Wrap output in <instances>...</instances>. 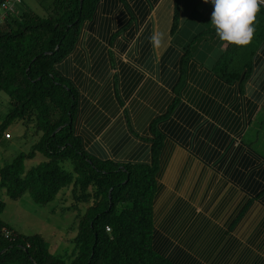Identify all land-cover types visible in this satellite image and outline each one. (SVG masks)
Instances as JSON below:
<instances>
[{
  "label": "crops",
  "instance_id": "0c3cea01",
  "mask_svg": "<svg viewBox=\"0 0 264 264\" xmlns=\"http://www.w3.org/2000/svg\"><path fill=\"white\" fill-rule=\"evenodd\" d=\"M212 11L204 0H100L77 47L81 92L92 97L76 128L86 126L95 106L103 151L117 159L107 134L120 122L133 144L129 150L122 142L120 149L136 159L142 151L148 158L156 122L163 140L151 246L169 264H264V155L249 137L251 126L264 125V3L254 39L235 58L249 67L232 83L214 71L230 44L218 38ZM154 33L163 34L160 47L150 42ZM191 41L192 55L179 73L180 102L171 110L169 102L156 107L162 91L172 94L165 80L178 74L177 56ZM69 64L72 70L77 62ZM105 94L110 100L102 102Z\"/></svg>",
  "mask_w": 264,
  "mask_h": 264
},
{
  "label": "trees",
  "instance_id": "16d2710c",
  "mask_svg": "<svg viewBox=\"0 0 264 264\" xmlns=\"http://www.w3.org/2000/svg\"><path fill=\"white\" fill-rule=\"evenodd\" d=\"M99 1L51 0L44 14L25 8L0 22V90L8 95L10 104L0 122V141L5 139V128L15 121L24 126L32 123L39 134L28 151L18 152L0 168V187L10 199L27 193L33 202L42 205L67 188L76 201L73 207L91 200L76 216L74 248L67 260L50 253L41 236L15 232L0 218V264H169L151 246L155 174L163 140L156 122L150 125L149 159L143 151L136 159L123 154L120 144L127 142L125 149L129 150L133 144L124 137L120 122L111 128L107 134L109 148L116 160L123 161L109 158L96 140L103 122L97 121L95 106L86 118V126L76 128L85 99L92 97L81 92L85 82L83 54L77 47ZM193 43L177 56L178 74L165 80L172 94L162 91L160 99L164 100L156 107L169 102L171 110L180 102L179 73L183 74L184 63L192 55ZM88 45L91 47L93 41ZM242 50L229 45L227 53L216 62L215 73L227 83L234 82L241 70L249 67V62L235 59ZM71 58L77 62L72 69L77 75L68 65ZM102 74L103 78L107 76L104 67ZM106 97L110 100L105 94L102 102L107 101ZM139 121L137 128L144 132V120ZM38 153L44 159L26 167V161ZM2 208L0 201V214Z\"/></svg>",
  "mask_w": 264,
  "mask_h": 264
},
{
  "label": "rangeland",
  "instance_id": "374dc122",
  "mask_svg": "<svg viewBox=\"0 0 264 264\" xmlns=\"http://www.w3.org/2000/svg\"><path fill=\"white\" fill-rule=\"evenodd\" d=\"M50 3L51 0H22L12 15L19 14L25 8L44 14ZM9 107L8 95L0 90V122L9 111ZM5 134H8V138L0 141V168L9 163L18 152L28 151L39 138L32 123L24 126L21 121L8 125ZM249 137L250 141H253L252 146L264 155V125L262 128L251 126ZM43 159L44 157L38 153L34 159L26 161V167ZM0 201L3 202L0 214L2 221L15 232L41 236L49 252L64 260L70 259L74 248L72 238L76 234V216L83 213L86 206L91 203V200L81 201L73 207L72 204L76 201L68 188L61 190L51 202L42 205L33 202L27 193L19 199H10L0 187Z\"/></svg>",
  "mask_w": 264,
  "mask_h": 264
},
{
  "label": "clouds",
  "instance_id": "9594fccd",
  "mask_svg": "<svg viewBox=\"0 0 264 264\" xmlns=\"http://www.w3.org/2000/svg\"><path fill=\"white\" fill-rule=\"evenodd\" d=\"M204 3L213 5L210 21L222 42L237 47H246L252 42L264 0H204ZM163 40L161 33L150 37L155 47H160Z\"/></svg>",
  "mask_w": 264,
  "mask_h": 264
},
{
  "label": "built area",
  "instance_id": "2783aa9c",
  "mask_svg": "<svg viewBox=\"0 0 264 264\" xmlns=\"http://www.w3.org/2000/svg\"><path fill=\"white\" fill-rule=\"evenodd\" d=\"M22 0H4L0 3V22L3 21L8 15L12 14L15 11V8L20 4ZM5 138H8V134L4 135ZM7 235L6 232H4Z\"/></svg>",
  "mask_w": 264,
  "mask_h": 264
},
{
  "label": "water",
  "instance_id": "95a60500",
  "mask_svg": "<svg viewBox=\"0 0 264 264\" xmlns=\"http://www.w3.org/2000/svg\"><path fill=\"white\" fill-rule=\"evenodd\" d=\"M83 0H80V2H82Z\"/></svg>",
  "mask_w": 264,
  "mask_h": 264
}]
</instances>
